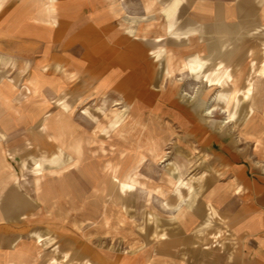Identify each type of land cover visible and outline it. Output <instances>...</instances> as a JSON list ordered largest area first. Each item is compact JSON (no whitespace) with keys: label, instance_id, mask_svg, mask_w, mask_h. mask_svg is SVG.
Here are the masks:
<instances>
[{"label":"rangeland","instance_id":"obj_1","mask_svg":"<svg viewBox=\"0 0 264 264\" xmlns=\"http://www.w3.org/2000/svg\"><path fill=\"white\" fill-rule=\"evenodd\" d=\"M178 3L167 9L176 39L129 76L46 66L41 47L30 66L0 36V88L13 82L23 102L14 114L0 103L1 143L38 203L31 220L0 221V264L141 263L160 235L174 234L177 215L223 188L224 156L264 161V0H230L231 17L216 9L213 20H191L215 25L212 34L176 31Z\"/></svg>","mask_w":264,"mask_h":264},{"label":"crops","instance_id":"obj_2","mask_svg":"<svg viewBox=\"0 0 264 264\" xmlns=\"http://www.w3.org/2000/svg\"><path fill=\"white\" fill-rule=\"evenodd\" d=\"M173 2L15 0L0 14V36H8L6 40L10 42L13 40V50L20 57H29L30 66L40 64L41 47L45 52L41 63L45 62L46 66H105L129 76V70L140 65L148 52L151 54L157 47L166 51L167 36L174 38L167 32V9ZM231 8L230 0H179L174 28L180 33L190 31L189 34L204 28V33L212 34L215 25L191 20H213L216 9L222 12L220 18H229ZM184 16H187L185 22L182 21ZM76 50L79 54H72ZM165 69L166 65L163 75ZM0 92V103L4 105L2 108L10 109L6 111L8 114L23 108L22 94L13 82H4ZM1 126L6 129V124L0 123ZM1 141L2 138L0 221L14 222L25 216L31 220L38 203L12 175ZM221 160V173L226 179L223 188L209 190L206 202L187 208L189 214L185 218L177 215L174 234L158 237L153 256L148 252L144 253L141 263L125 258L118 264H264V161L251 162L242 154H229ZM208 211L214 212L212 225L219 222L220 226L214 231L211 225L201 232L199 229ZM4 240L7 241L5 236ZM21 255L20 251H15L7 256L15 260ZM17 263L20 264L17 260L13 262Z\"/></svg>","mask_w":264,"mask_h":264},{"label":"bare ground","instance_id":"obj_3","mask_svg":"<svg viewBox=\"0 0 264 264\" xmlns=\"http://www.w3.org/2000/svg\"><path fill=\"white\" fill-rule=\"evenodd\" d=\"M188 66V65H187Z\"/></svg>","mask_w":264,"mask_h":264}]
</instances>
